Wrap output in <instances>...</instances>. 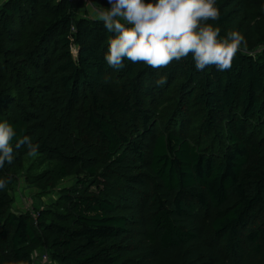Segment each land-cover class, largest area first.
<instances>
[{
  "label": "trees",
  "instance_id": "trees-1",
  "mask_svg": "<svg viewBox=\"0 0 264 264\" xmlns=\"http://www.w3.org/2000/svg\"><path fill=\"white\" fill-rule=\"evenodd\" d=\"M89 1L0 6V264H264V0H217L246 42L224 72L109 67ZM21 180L51 204L16 209Z\"/></svg>",
  "mask_w": 264,
  "mask_h": 264
},
{
  "label": "clouds",
  "instance_id": "clouds-1",
  "mask_svg": "<svg viewBox=\"0 0 264 264\" xmlns=\"http://www.w3.org/2000/svg\"><path fill=\"white\" fill-rule=\"evenodd\" d=\"M94 15L112 33L104 54L106 64L113 69L143 63L153 70H162L174 61L191 56L197 72L214 67L229 71L234 58L246 45L235 30L220 38V29L207 21H218L217 0H107V8L94 10ZM156 83H167L165 76ZM16 131L7 121L0 122V168L14 160L13 139ZM35 154L39 145L25 135L15 144ZM6 180L0 179V189Z\"/></svg>",
  "mask_w": 264,
  "mask_h": 264
},
{
  "label": "rangeland",
  "instance_id": "rangeland-1",
  "mask_svg": "<svg viewBox=\"0 0 264 264\" xmlns=\"http://www.w3.org/2000/svg\"><path fill=\"white\" fill-rule=\"evenodd\" d=\"M88 9V8H86ZM90 10L94 11L96 10L94 7L90 8ZM83 12V11H81ZM74 56L77 57V50H74ZM23 180H21V184L18 187V192L15 195V199L17 202V206H15L16 209L21 210H33V209H41L42 207L48 206L51 204L52 200L51 197H41L40 195H37L34 193L33 190H28L25 188L24 184L22 183ZM65 185L71 186L72 183L66 182ZM64 186V185H63ZM53 200H56V195L52 198ZM21 207V208H19ZM44 254H36L34 256L35 258V264H43L42 263V257Z\"/></svg>",
  "mask_w": 264,
  "mask_h": 264
},
{
  "label": "built area",
  "instance_id": "built-area-1",
  "mask_svg": "<svg viewBox=\"0 0 264 264\" xmlns=\"http://www.w3.org/2000/svg\"><path fill=\"white\" fill-rule=\"evenodd\" d=\"M7 0H0V3H4V2H6ZM67 1H69L70 3H81V2H85V3H87V4H89V5H91V3H90V1L89 0H67ZM42 263L43 264H53V263H51L50 262V260L48 259V257H44L43 258V260H42Z\"/></svg>",
  "mask_w": 264,
  "mask_h": 264
},
{
  "label": "crops",
  "instance_id": "crops-1",
  "mask_svg": "<svg viewBox=\"0 0 264 264\" xmlns=\"http://www.w3.org/2000/svg\"><path fill=\"white\" fill-rule=\"evenodd\" d=\"M3 3H0V6L2 5Z\"/></svg>",
  "mask_w": 264,
  "mask_h": 264
}]
</instances>
